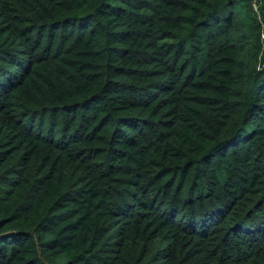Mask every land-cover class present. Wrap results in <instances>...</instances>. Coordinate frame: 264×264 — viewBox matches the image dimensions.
I'll return each mask as SVG.
<instances>
[{"label":"trees","instance_id":"trees-1","mask_svg":"<svg viewBox=\"0 0 264 264\" xmlns=\"http://www.w3.org/2000/svg\"><path fill=\"white\" fill-rule=\"evenodd\" d=\"M0 0V264H264V7Z\"/></svg>","mask_w":264,"mask_h":264},{"label":"built area","instance_id":"built-area-1","mask_svg":"<svg viewBox=\"0 0 264 264\" xmlns=\"http://www.w3.org/2000/svg\"><path fill=\"white\" fill-rule=\"evenodd\" d=\"M252 8L260 16L261 14V8L264 7V0H253L252 3ZM260 40L262 47L264 48V28L260 32Z\"/></svg>","mask_w":264,"mask_h":264}]
</instances>
